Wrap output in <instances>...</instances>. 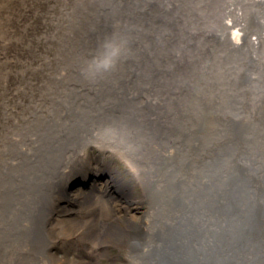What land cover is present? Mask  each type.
I'll list each match as a JSON object with an SVG mask.
<instances>
[{"label": "bare ground", "instance_id": "obj_1", "mask_svg": "<svg viewBox=\"0 0 264 264\" xmlns=\"http://www.w3.org/2000/svg\"><path fill=\"white\" fill-rule=\"evenodd\" d=\"M74 24L52 107L0 155V264H51L57 193L65 213L86 218L87 240L147 245L131 264H156L186 224L209 244L223 221L208 205L224 204L220 182L264 200V0H81ZM106 40L119 55L97 69ZM93 145L105 179L68 191ZM107 152L130 164L148 209L111 201L134 188ZM152 214L156 226L140 232Z\"/></svg>", "mask_w": 264, "mask_h": 264}, {"label": "rangeland", "instance_id": "obj_2", "mask_svg": "<svg viewBox=\"0 0 264 264\" xmlns=\"http://www.w3.org/2000/svg\"><path fill=\"white\" fill-rule=\"evenodd\" d=\"M79 1L0 0V155L18 148L33 122L42 119L35 115H47V109L52 107L55 97L51 94L58 90L54 79L66 74L62 59L68 52L63 53V48L65 40L67 44L71 39ZM36 108L40 110L37 114ZM10 137H20L19 144L11 142ZM98 154L97 146L86 148L85 159L76 171L80 175L68 177L61 185L70 191L103 182L105 172L99 171L103 158ZM106 155H110L107 167L119 172L134 188L133 192L125 188L109 191L111 201L120 200L126 205L132 199L133 204L148 209L145 188L132 173L130 164L118 155L110 152ZM88 158L93 159L94 171L86 164ZM54 197L50 207L53 213L47 217L55 228L53 247L48 252L51 264H131L139 261L140 251L148 249L142 244L131 252L126 246L125 234L101 245L87 240L79 228V221L86 218L74 212L65 213L63 209L68 205L63 195L57 193ZM157 220L155 214L148 215L144 218L146 227L141 226L139 231L149 235ZM24 264L30 263L25 261Z\"/></svg>", "mask_w": 264, "mask_h": 264}, {"label": "water", "instance_id": "obj_3", "mask_svg": "<svg viewBox=\"0 0 264 264\" xmlns=\"http://www.w3.org/2000/svg\"><path fill=\"white\" fill-rule=\"evenodd\" d=\"M224 183L219 185L224 204L208 203L223 216L216 237L205 244L202 234L186 224L175 229L156 264H264V200Z\"/></svg>", "mask_w": 264, "mask_h": 264}, {"label": "clouds", "instance_id": "obj_4", "mask_svg": "<svg viewBox=\"0 0 264 264\" xmlns=\"http://www.w3.org/2000/svg\"><path fill=\"white\" fill-rule=\"evenodd\" d=\"M104 55L100 59L94 58V65L97 69L103 68L105 70L114 65L115 58L119 55L120 47L110 40L104 42Z\"/></svg>", "mask_w": 264, "mask_h": 264}]
</instances>
